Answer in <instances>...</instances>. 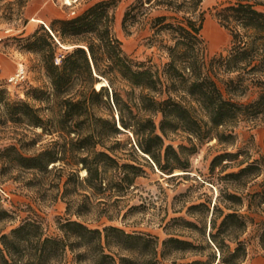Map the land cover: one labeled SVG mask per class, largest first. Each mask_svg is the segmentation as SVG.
Returning <instances> with one entry per match:
<instances>
[{"label":"trees","instance_id":"16d2710c","mask_svg":"<svg viewBox=\"0 0 264 264\" xmlns=\"http://www.w3.org/2000/svg\"><path fill=\"white\" fill-rule=\"evenodd\" d=\"M119 1L91 0L74 15L40 23L26 37L24 46L39 56L52 88L33 89L43 106L12 99L0 89V125L39 127L42 131L35 135L50 136L31 154L23 153L15 141L6 145L0 150L2 165L42 174L58 171L59 179L66 177L64 196L79 186L89 190L80 198L68 197L67 212L77 219L61 221L60 235H47L33 219L1 233L0 264H59L67 250L73 253L69 264H123L126 257L120 256L119 263L106 252L113 243L141 254V264H158L157 236L114 225L91 227L81 217L91 213L92 195L123 196L146 173L135 159L121 161L115 144L108 145L119 134L131 132L128 144L153 170L190 171L196 144H166L169 133L177 130L190 140L215 139L222 147L209 166V180L217 189L212 207L192 205L209 211L207 245L218 257L208 254L179 264H242L252 236L264 248V156L255 158L236 146L241 120L264 122V0H228L216 12L231 34V45L227 53L212 56L202 35L204 0H135L124 11L123 29L131 33L132 26L148 24L146 44L157 48L159 62L152 56L137 60L123 49L114 31ZM28 2L0 0V20L23 19L26 24ZM155 8L162 12L151 15ZM99 81L105 84L97 89ZM253 88L254 98L238 99ZM8 216L0 205V219ZM250 227L254 233L246 236ZM163 245L162 256L167 247L195 248L191 241L172 236Z\"/></svg>","mask_w":264,"mask_h":264},{"label":"rangeland","instance_id":"374dc122","mask_svg":"<svg viewBox=\"0 0 264 264\" xmlns=\"http://www.w3.org/2000/svg\"><path fill=\"white\" fill-rule=\"evenodd\" d=\"M134 1H119L115 9L114 31L122 40L123 49L127 54L137 60H146L152 56L159 62L157 48L146 44V37L151 33L148 24L143 28L132 26L131 33H126L123 29L124 11ZM90 2L91 0L88 2L79 0L73 4H66L64 0H29L23 13V18L28 19L26 24L23 23V19L11 22L0 20V27L9 29V33L0 42V89L7 90L12 99H22L35 106H43L44 104L34 97L33 89L44 88L52 91L50 80L39 56L24 46L25 39L43 22L39 21L38 17L43 16L46 24L49 25L52 19L57 17L53 15L54 10L62 12V17H68L80 12ZM227 2L228 0L202 2L205 17L202 35L209 56L220 52L225 54L231 45L230 32L220 24L216 16V12ZM161 12L162 10L155 8L152 9L151 15ZM62 48L58 50L59 53L63 52ZM19 67L25 68V79L19 82L9 81ZM256 91L253 88L238 99L249 101L257 95ZM41 131L39 127L14 125L12 122L0 125V150L15 141L23 153L31 154L38 151L50 139L47 135H35V133L40 134ZM236 132L237 147H245L255 158L264 156L263 121L252 123L243 119L238 123ZM116 139L119 144L115 143ZM129 140H132L131 132L110 138L108 145L114 143L116 147L114 153L121 156V161L133 162L132 159H135L144 167L146 173L137 177L131 190L123 196L92 195L91 213L81 219L87 220L91 227L102 228L104 225H114L123 228L126 232L150 233L157 236L158 264H175V262L179 264L193 259H206L208 254H215L218 257V252L207 245L210 213L203 206L192 207V205L204 202L212 207L217 189L209 180V166L212 157L221 151L222 147L215 139L199 142L193 137L190 140L187 133L181 130L169 133L166 144L178 148L180 144L191 146L193 142L197 146L196 151L190 155V171L176 169L172 174L180 175L170 177L172 174L148 167L141 153L128 144ZM100 147L99 145L98 149ZM60 163L62 161L56 164ZM80 175H85V171H81ZM58 176L59 172L55 170L42 174L19 166L4 167L0 160V205L10 214L0 219V234L8 233L25 220L33 219L41 223L47 235L56 236L61 234L59 229L61 221L67 217L77 219L75 215L67 212V199L80 198V194L89 190L79 186L76 192L64 196L66 177L59 179ZM105 209H108V212H104ZM106 213L113 215L112 218ZM185 221L194 224H187ZM253 233L250 227L246 236ZM171 236L191 241L195 248L179 251L167 247L166 255L162 256L163 240ZM106 252L115 255L119 263H122L120 256H124L127 259L123 264H141V254L124 246L120 247L113 243L106 248ZM72 257L73 253L67 250L65 258H62L59 264H69ZM242 264H264V248L254 236L249 239L247 258Z\"/></svg>","mask_w":264,"mask_h":264},{"label":"built area","instance_id":"2783aa9c","mask_svg":"<svg viewBox=\"0 0 264 264\" xmlns=\"http://www.w3.org/2000/svg\"><path fill=\"white\" fill-rule=\"evenodd\" d=\"M9 33V29L0 27V42ZM26 76L25 68L19 67L12 77L9 78V81L19 82L24 80Z\"/></svg>","mask_w":264,"mask_h":264},{"label":"crops","instance_id":"0c3cea01","mask_svg":"<svg viewBox=\"0 0 264 264\" xmlns=\"http://www.w3.org/2000/svg\"><path fill=\"white\" fill-rule=\"evenodd\" d=\"M26 14V16H27V13H25ZM53 15L54 16H57V17H62L63 16V13L62 12H60V11H58V10H54V13H53ZM27 17H29L30 19H31V17L30 16H27ZM39 19V21H43L42 23H45L46 24V21H45V18L42 16V17H38Z\"/></svg>","mask_w":264,"mask_h":264},{"label":"bare ground","instance_id":"6f19581e","mask_svg":"<svg viewBox=\"0 0 264 264\" xmlns=\"http://www.w3.org/2000/svg\"><path fill=\"white\" fill-rule=\"evenodd\" d=\"M64 2L66 4H71L73 2V0H64ZM42 21V20H41ZM105 82L104 81H99L96 83V88L99 89L102 85H104Z\"/></svg>","mask_w":264,"mask_h":264}]
</instances>
